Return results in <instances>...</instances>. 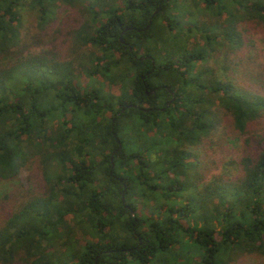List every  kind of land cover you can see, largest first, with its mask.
<instances>
[{
	"label": "trees",
	"instance_id": "16d2710c",
	"mask_svg": "<svg viewBox=\"0 0 264 264\" xmlns=\"http://www.w3.org/2000/svg\"><path fill=\"white\" fill-rule=\"evenodd\" d=\"M82 1L0 0V178H13L37 155L43 179L0 223V264L264 257V91L193 70L219 39L240 45L236 23L264 29V0H195L227 15L217 34L194 21L183 26L173 0L90 1L72 45L92 46L86 73L102 85L81 88L72 63L54 50L28 52L41 39L23 35L21 20L31 6L44 28L58 7ZM176 28L196 32L204 45L172 49ZM166 87L176 97L169 105ZM218 127L239 135L240 155L230 161L236 172L202 178L185 147ZM141 204L150 211L140 213Z\"/></svg>",
	"mask_w": 264,
	"mask_h": 264
},
{
	"label": "rangeland",
	"instance_id": "374dc122",
	"mask_svg": "<svg viewBox=\"0 0 264 264\" xmlns=\"http://www.w3.org/2000/svg\"><path fill=\"white\" fill-rule=\"evenodd\" d=\"M93 0H84L77 5H61L58 14L44 28L39 27L35 9L28 6L22 9V34L28 38L34 36L40 40L38 47H27L29 53L37 50L52 49L62 60L70 61L75 73V83L81 88L95 83L101 86L100 78L88 76L86 69L89 67L88 53L92 46L81 47L78 50L72 45L73 28H76L83 19L88 20L87 5ZM172 10L175 16L181 15L180 22L183 26L190 22H197L204 28H210L213 34L218 33V28L225 25L227 15H215L208 10L195 4V0H173ZM97 7L103 5L96 3ZM178 11V13H177ZM241 32V43L234 47L227 41L219 39L213 51L203 60L194 63V73H200L205 68L209 69L207 77L213 76L218 80L229 79L232 83L261 93L264 91V29L246 21L236 23ZM172 49L186 48L195 50L204 45V41L196 32L187 33L185 30L174 29L169 34ZM105 90L112 94L118 92L116 86H104ZM264 94V93H263ZM222 112V111H221ZM220 113V111H219ZM81 117L76 115V118ZM229 121V120H228ZM222 124V122L220 123ZM190 152L189 159L196 164L193 171L202 178H210L226 171L235 173V165L231 160L238 158L241 152V140L237 133H221L220 127L214 130L207 138H203L196 146L185 147ZM39 157L33 155L26 162L20 172L11 179L0 178V223L15 205L16 199L22 200L28 192L41 186L43 179L38 165ZM58 171L55 166L50 173ZM21 193V194H20ZM23 194V196H22ZM8 195V198H5ZM150 207L143 204L139 207L140 213L149 212ZM82 234V235H81ZM85 233L78 232L80 240ZM179 258L176 260L178 261ZM179 264V263H174ZM232 264H264V257L256 254H238Z\"/></svg>",
	"mask_w": 264,
	"mask_h": 264
},
{
	"label": "flooded vegetation",
	"instance_id": "af4514ba",
	"mask_svg": "<svg viewBox=\"0 0 264 264\" xmlns=\"http://www.w3.org/2000/svg\"><path fill=\"white\" fill-rule=\"evenodd\" d=\"M142 79H143V77H142ZM166 90L168 91L169 96L168 97L164 96L165 97L164 99L167 100V105H169L170 102L173 101L176 97H175L174 90L170 89L169 87H166ZM145 91H146L147 95H151L154 93L155 90L152 89L151 91H148L147 87H145Z\"/></svg>",
	"mask_w": 264,
	"mask_h": 264
},
{
	"label": "water",
	"instance_id": "95a60500",
	"mask_svg": "<svg viewBox=\"0 0 264 264\" xmlns=\"http://www.w3.org/2000/svg\"><path fill=\"white\" fill-rule=\"evenodd\" d=\"M159 9H160V7H158V8L153 12V15L156 14V13L159 11ZM117 141H118V140H117ZM120 147H121V144H120V142H119V148H120ZM111 160H112V157H111ZM122 202H123V203L125 202L123 195H122ZM131 213L133 214V210H131Z\"/></svg>",
	"mask_w": 264,
	"mask_h": 264
}]
</instances>
